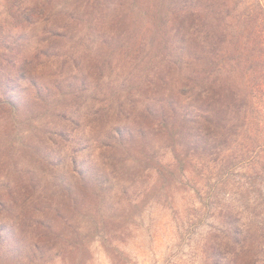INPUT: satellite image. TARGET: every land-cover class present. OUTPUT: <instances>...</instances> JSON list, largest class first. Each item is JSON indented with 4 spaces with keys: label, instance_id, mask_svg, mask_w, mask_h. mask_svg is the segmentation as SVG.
Returning a JSON list of instances; mask_svg holds the SVG:
<instances>
[{
    "label": "trees",
    "instance_id": "16d2710c",
    "mask_svg": "<svg viewBox=\"0 0 264 264\" xmlns=\"http://www.w3.org/2000/svg\"><path fill=\"white\" fill-rule=\"evenodd\" d=\"M255 2L248 0L247 12L234 17L237 21L230 14L202 13L201 24L187 27L180 40L150 39L147 28L139 26L127 36L123 25L99 18L86 22L76 7L66 18L55 15L56 32L69 28L72 37L56 33L51 49L57 45L59 52L41 55L43 70L72 83L74 100L86 93L103 96L106 107L97 115L101 112L107 132L99 154L57 156L50 164L56 163L59 173L41 165L43 158L32 171H20L16 181V169L4 172L0 246L7 237L25 264H84L95 243L123 244L130 231L126 216L133 209L160 205L156 194L172 200L178 188L170 169L177 167L184 180L197 177L206 183L207 207L228 198L225 227L234 264L252 246L263 252L264 0ZM209 3L228 6L240 0ZM63 21L71 25L64 27ZM65 38L71 44L60 47ZM27 76L35 99L51 93L40 76ZM25 100L33 101L10 95L2 102L10 119H27ZM149 121L162 138L172 140L174 163L162 165L157 141L149 145ZM56 197L65 203L59 205ZM70 200L76 209L81 206L79 217L88 222L74 226L63 218L64 230L57 217ZM154 220L151 215V232ZM150 242L154 245V238Z\"/></svg>",
    "mask_w": 264,
    "mask_h": 264
},
{
    "label": "rangeland",
    "instance_id": "374dc122",
    "mask_svg": "<svg viewBox=\"0 0 264 264\" xmlns=\"http://www.w3.org/2000/svg\"><path fill=\"white\" fill-rule=\"evenodd\" d=\"M248 6V0L228 6L210 4L209 0H0V177L6 170L16 169L12 175L16 181L20 171H32L42 158L41 165L58 172L56 163L51 165L50 162L56 161L59 155L73 159L90 152H101L107 125L104 128V120L99 118L101 112L98 115L97 112L106 107L105 98L86 93L81 100H74L72 83L53 77L54 72L43 70L41 55L59 52L57 45L51 49L58 39L56 33L65 32L72 37L69 28L56 32L55 15L62 13L66 18L76 7L80 9L77 14L86 22L99 18L109 25H123L128 28L127 36L139 26L147 28L146 35L150 39L180 40L187 27L201 24L205 18L202 13L211 11L224 17L230 14L231 21H237L234 17L244 15ZM208 21L211 23L214 19ZM63 23L64 27L71 25V22ZM82 34H87V30L79 36ZM62 43L60 47H66L71 44V39L65 38ZM28 74L47 81L51 93L45 91L41 99H35L38 95L28 84ZM10 95L17 101L33 99L25 100L26 106H23L27 119L23 117L19 122L10 119L9 109L2 103ZM41 123L45 127H41ZM147 124V141L150 146L157 141L160 163L164 166L174 163L172 140L162 138L159 129L150 121ZM27 130L31 133L26 134ZM137 143H141L140 138ZM51 154L53 157H48ZM170 171L173 174L171 181L178 188L171 193L172 200L167 201L166 194H156L160 205L148 204L133 209L126 216L130 231L123 236V244L95 243L84 264H234L225 227L228 198L220 202L215 200L207 207L209 194L204 193V181L199 182L197 177L184 180L183 170L177 167ZM64 195L72 194L65 192ZM56 198L59 205L65 203L61 197ZM62 207V216L57 217V222L64 230L67 227L63 218L74 226H84L88 222L79 217L81 206L76 209L71 200ZM259 208L264 212V205ZM151 215L155 218L152 232L149 230ZM251 228L256 231L255 226ZM6 234L7 230H4V237ZM153 238L154 245L150 242ZM6 239L0 246V264H25L16 245H10ZM263 261L264 251L252 246L238 263L263 264Z\"/></svg>",
    "mask_w": 264,
    "mask_h": 264
}]
</instances>
